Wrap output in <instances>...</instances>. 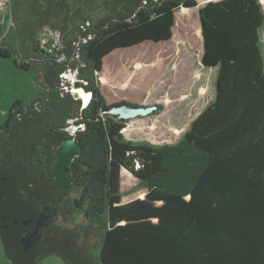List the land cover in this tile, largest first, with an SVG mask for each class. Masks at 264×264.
Returning <instances> with one entry per match:
<instances>
[{
    "label": "trees",
    "instance_id": "obj_1",
    "mask_svg": "<svg viewBox=\"0 0 264 264\" xmlns=\"http://www.w3.org/2000/svg\"><path fill=\"white\" fill-rule=\"evenodd\" d=\"M90 1L101 6L100 16L87 13L88 0H8L0 10V58L13 56L38 87L25 107L15 100L0 125L5 258L40 264L58 253L63 228L53 216L67 222L80 210L87 227H104L99 264H264L260 0H209L199 7L200 61L216 68L215 95L177 141L162 144L124 137L127 120L106 112L123 102L105 101L98 73L116 49L169 40L174 11L189 15L197 0ZM45 29L59 34V48ZM69 68L77 73L74 85L91 93L86 105L63 83L60 74ZM70 125L73 134L64 129ZM70 137L82 151L66 171L70 189L59 190L50 185L55 149ZM121 169L129 182L134 176L146 184L142 197L121 201ZM43 211L48 224L24 250L20 238Z\"/></svg>",
    "mask_w": 264,
    "mask_h": 264
},
{
    "label": "rangeland",
    "instance_id": "obj_2",
    "mask_svg": "<svg viewBox=\"0 0 264 264\" xmlns=\"http://www.w3.org/2000/svg\"><path fill=\"white\" fill-rule=\"evenodd\" d=\"M204 1L197 0V6L191 8L189 15L182 16L178 9L174 11L175 23L169 40L157 43L143 41L131 47L116 49L103 58L98 82L107 103L156 105L153 112L127 120L122 130L126 139L154 144L175 142L194 117L213 99L216 68L204 67L200 61L202 38L198 9ZM260 2L264 7V0ZM86 10L92 17L100 16L103 12L99 4L91 3L90 0ZM3 13H0V20L3 19ZM44 32L46 38L55 34L49 29ZM262 38L264 41V27ZM73 71L71 68L66 70L67 73L71 72V81L72 78L75 80L77 74L76 71L72 74ZM31 76L29 71L15 66L13 56L0 58V125L15 100H20L24 107L30 103L38 88ZM62 78L63 83L69 79L64 76ZM157 105L160 107L157 108ZM124 170L120 172L121 201L142 197L146 192V184L134 176L133 181L129 182ZM56 217L61 216H53ZM54 220L58 224L63 223L61 218ZM70 220V224H62L63 230L55 241L57 252L73 258L74 252L77 253V257L82 259L78 264H99L104 227L101 224L87 227L80 210H75ZM65 228L70 232H65ZM85 229L88 230L86 233ZM73 231L79 238L75 241ZM49 258L53 260L55 257L52 255ZM0 260L10 264L3 255L1 243ZM68 263L75 264L72 261Z\"/></svg>",
    "mask_w": 264,
    "mask_h": 264
},
{
    "label": "water",
    "instance_id": "obj_3",
    "mask_svg": "<svg viewBox=\"0 0 264 264\" xmlns=\"http://www.w3.org/2000/svg\"><path fill=\"white\" fill-rule=\"evenodd\" d=\"M203 66V65H202ZM63 77V74H60ZM86 90L82 86H77L71 90V94L74 98H81L80 93H84ZM88 92V91H87ZM84 103L82 102V105ZM39 109V108H37ZM156 109V105L144 106L134 105L128 103H122L119 105L111 106L106 112L111 115H116L118 119L128 120L135 118L136 116H144ZM25 110V108H24ZM69 123L73 122V119L68 120ZM74 125L65 127L68 132L74 130ZM82 146L73 138H66L62 140L56 147V161L52 167V179L50 185L57 187L59 190H69L71 187V179L66 176L68 166L72 163L73 159L80 155ZM48 210V207H44ZM50 215L48 212H41L35 220L34 228L31 232L23 235L20 241L23 245V249L26 250L31 247L35 241L40 237L42 229L48 224ZM27 222V221H24Z\"/></svg>",
    "mask_w": 264,
    "mask_h": 264
},
{
    "label": "crops",
    "instance_id": "obj_4",
    "mask_svg": "<svg viewBox=\"0 0 264 264\" xmlns=\"http://www.w3.org/2000/svg\"><path fill=\"white\" fill-rule=\"evenodd\" d=\"M207 1H209V0H205L202 4H204L205 2H207ZM262 4V3H261ZM263 6V5H262ZM264 8V7H263ZM182 16H184V15H182ZM129 201V200H128ZM126 202V201H125ZM62 219V218H61ZM62 221H63V223L64 224H70L71 223V221L69 220V221H67V222H64V220L62 219ZM62 223V224H63ZM4 255V254H3ZM53 255V257H55L53 260H49V259H51V258H49V257H51ZM52 255H50V256H48V257H46V258H44L42 261H41V263L40 264H69L68 263V261H72L73 263H75V264H78V262L80 261L79 260V258L77 257V253H75L74 252V257L75 258H73V257H71V256H69V255H65V254H63V253H61V254H59V253H54V254H52ZM5 257V256H4ZM77 258V259H76ZM81 258V257H80ZM84 258V257H83ZM5 262L3 261V260H0V264H4Z\"/></svg>",
    "mask_w": 264,
    "mask_h": 264
},
{
    "label": "built area",
    "instance_id": "obj_5",
    "mask_svg": "<svg viewBox=\"0 0 264 264\" xmlns=\"http://www.w3.org/2000/svg\"><path fill=\"white\" fill-rule=\"evenodd\" d=\"M8 6H9L8 0H0V10L7 9ZM3 35H4V33H3ZM52 36H53L54 41H55V43H54V45L52 47L59 48L60 47L59 34L56 32ZM49 51H51V48H49ZM57 59L60 60V61H63L65 59V57L63 55H60ZM73 73H74V71L72 72V74ZM62 74H63L64 77L69 78L68 79V81L70 82V86L69 87L72 90L73 89L74 82L76 81V77H75V80L72 78V81H71L70 80V78H71V75H70L71 72H68V73L67 72H63Z\"/></svg>",
    "mask_w": 264,
    "mask_h": 264
},
{
    "label": "bare ground",
    "instance_id": "obj_6",
    "mask_svg": "<svg viewBox=\"0 0 264 264\" xmlns=\"http://www.w3.org/2000/svg\"><path fill=\"white\" fill-rule=\"evenodd\" d=\"M80 96H81V100L82 102L85 104H87V102L89 101V98H90V94L89 92H84V93H80Z\"/></svg>",
    "mask_w": 264,
    "mask_h": 264
},
{
    "label": "clouds",
    "instance_id": "obj_7",
    "mask_svg": "<svg viewBox=\"0 0 264 264\" xmlns=\"http://www.w3.org/2000/svg\"><path fill=\"white\" fill-rule=\"evenodd\" d=\"M63 73V72H62ZM73 88H75L74 86H73ZM90 94V98H91V93H89ZM90 98H89V100H90ZM81 99V98H80ZM88 103V102H87ZM84 105V104H83ZM86 105V104H85ZM75 128V127H74Z\"/></svg>",
    "mask_w": 264,
    "mask_h": 264
},
{
    "label": "flooded vegetation",
    "instance_id": "obj_8",
    "mask_svg": "<svg viewBox=\"0 0 264 264\" xmlns=\"http://www.w3.org/2000/svg\"><path fill=\"white\" fill-rule=\"evenodd\" d=\"M87 92V91H86ZM58 218H62V217H56V218H54V219H58Z\"/></svg>",
    "mask_w": 264,
    "mask_h": 264
}]
</instances>
